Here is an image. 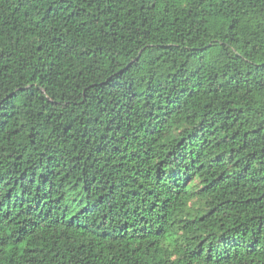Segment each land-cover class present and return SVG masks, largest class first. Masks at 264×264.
Listing matches in <instances>:
<instances>
[{
  "label": "trees",
  "instance_id": "trees-1",
  "mask_svg": "<svg viewBox=\"0 0 264 264\" xmlns=\"http://www.w3.org/2000/svg\"><path fill=\"white\" fill-rule=\"evenodd\" d=\"M0 264H264V0H0Z\"/></svg>",
  "mask_w": 264,
  "mask_h": 264
},
{
  "label": "rangeland",
  "instance_id": "rangeland-1",
  "mask_svg": "<svg viewBox=\"0 0 264 264\" xmlns=\"http://www.w3.org/2000/svg\"><path fill=\"white\" fill-rule=\"evenodd\" d=\"M190 182L193 181V180H189Z\"/></svg>",
  "mask_w": 264,
  "mask_h": 264
}]
</instances>
